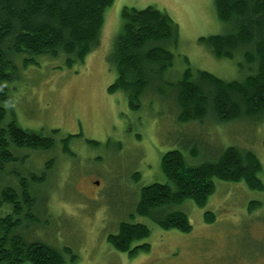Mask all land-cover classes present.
Wrapping results in <instances>:
<instances>
[{
    "label": "rangeland",
    "instance_id": "1",
    "mask_svg": "<svg viewBox=\"0 0 264 264\" xmlns=\"http://www.w3.org/2000/svg\"><path fill=\"white\" fill-rule=\"evenodd\" d=\"M147 6L166 12L178 36L175 43H166L173 61L163 81L147 89L134 110L123 91H107L116 78L109 57L122 8ZM228 32L230 27L215 14L214 0H114L104 10L98 45L82 63L68 66L64 54L37 56L33 62H25L26 54L16 58L17 77L0 100L5 111L1 126L14 121L53 136L56 145L45 152L21 150L17 161L6 166L0 177V218L11 208L2 191L12 184L19 188L20 176L36 197L40 218L39 223H23L24 237L66 249L65 264H251L243 258L257 251L251 236L264 232V190L215 179L203 207L191 199L173 207L187 216L188 232L162 228L134 213L141 187L166 182L160 162L171 150L180 151L190 166L216 161L229 146L251 151L261 163L258 176L264 184V113L226 123L212 116L201 124L177 121L173 84L184 71L203 70L224 81L242 80L248 73L240 67V54L216 58L199 42ZM67 135H74L68 142L74 158L62 153L60 141ZM251 201L261 204L248 212ZM206 212L214 215L212 222L205 221ZM122 221L148 227L149 235L132 244L148 243V250L130 257L107 242ZM254 264H264V256Z\"/></svg>",
    "mask_w": 264,
    "mask_h": 264
},
{
    "label": "trees",
    "instance_id": "2",
    "mask_svg": "<svg viewBox=\"0 0 264 264\" xmlns=\"http://www.w3.org/2000/svg\"><path fill=\"white\" fill-rule=\"evenodd\" d=\"M113 1L0 0V100L7 98L8 82L17 77L15 59L22 55L29 56L25 62H33L37 56L64 54L68 66L82 63L98 45L104 10ZM214 9L230 32L200 37L199 42L216 58L232 59L240 54V67H246L248 73L242 80L224 81L203 70L184 71L173 84L179 123L201 124L209 116L217 123H226L264 113V0H214ZM177 36V24L166 12L153 6L123 7L121 26L109 57L116 78L107 91H123L129 107L138 109L141 95L158 86L172 65L173 55L166 43H175ZM4 115L0 107V177L8 164L17 161L21 150L45 152L56 145L53 136L23 129L14 121L2 127ZM73 136L60 141L62 153L71 154L68 142ZM191 153L194 155L195 150L191 149ZM50 167L48 162L46 169ZM160 168L166 182L141 187L134 213L149 217L165 229L190 231L187 216L172 209L188 199L203 207L214 192L215 179L243 182L251 190H264L258 176L262 170L258 157L233 146L223 150L216 161L196 166L188 165L180 151L171 150L162 156ZM13 178H17L19 188L12 184L1 194L11 208L0 218V264H65L62 252H68L66 249L60 251L24 237V222H40L38 206L26 180ZM260 204L251 201L248 212ZM213 220L214 215L206 212L205 221ZM148 235L146 225L122 221L117 233L107 236V242L131 257L149 249L148 243L132 245Z\"/></svg>",
    "mask_w": 264,
    "mask_h": 264
},
{
    "label": "flooded vegetation",
    "instance_id": "3",
    "mask_svg": "<svg viewBox=\"0 0 264 264\" xmlns=\"http://www.w3.org/2000/svg\"><path fill=\"white\" fill-rule=\"evenodd\" d=\"M48 136H50V135H48ZM74 155L75 154L73 152H71V154L68 156L70 158H74L75 157ZM94 182L98 185V181H93V183ZM250 234L252 235V232H250ZM251 238H255V239L253 242L251 241L250 245H253V247H255L258 252L252 250L253 255L248 254L246 257L243 258V260L246 259L251 264H254L255 262L263 260V256H264V232H262L261 235L257 238L253 237V236H251ZM261 246H262V248H261Z\"/></svg>",
    "mask_w": 264,
    "mask_h": 264
},
{
    "label": "bare ground",
    "instance_id": "4",
    "mask_svg": "<svg viewBox=\"0 0 264 264\" xmlns=\"http://www.w3.org/2000/svg\"><path fill=\"white\" fill-rule=\"evenodd\" d=\"M72 138V137H71Z\"/></svg>",
    "mask_w": 264,
    "mask_h": 264
}]
</instances>
